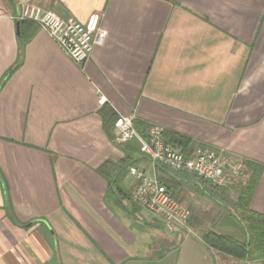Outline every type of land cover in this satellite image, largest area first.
I'll use <instances>...</instances> for the list:
<instances>
[{
	"label": "crops",
	"instance_id": "obj_1",
	"mask_svg": "<svg viewBox=\"0 0 264 264\" xmlns=\"http://www.w3.org/2000/svg\"><path fill=\"white\" fill-rule=\"evenodd\" d=\"M23 4L105 42L83 68L41 29L21 50ZM263 14L264 0H0V264H259L167 232L132 200L130 167L112 193L97 169L134 157L107 135L106 106L261 165L250 210L264 216ZM187 188L192 225L233 232L225 202Z\"/></svg>",
	"mask_w": 264,
	"mask_h": 264
},
{
	"label": "built area",
	"instance_id": "obj_2",
	"mask_svg": "<svg viewBox=\"0 0 264 264\" xmlns=\"http://www.w3.org/2000/svg\"><path fill=\"white\" fill-rule=\"evenodd\" d=\"M18 18L30 21L45 31L78 68H83L89 60L92 48L103 44L106 39L103 29L91 32L79 22L61 18L51 9L23 4ZM113 128L118 145L134 141L139 151L148 157L150 165L146 172L130 169L135 178L132 200L157 216L167 232L193 233L188 226L189 210L159 183L155 174L157 166H165L172 172L193 174L222 188L234 187L245 179L244 161L233 158L223 150L200 147L190 157H186L180 148L165 141L164 129L159 125H152L147 137L143 138L134 127L132 115H119Z\"/></svg>",
	"mask_w": 264,
	"mask_h": 264
},
{
	"label": "trees",
	"instance_id": "obj_3",
	"mask_svg": "<svg viewBox=\"0 0 264 264\" xmlns=\"http://www.w3.org/2000/svg\"><path fill=\"white\" fill-rule=\"evenodd\" d=\"M263 21L264 14L261 18V22ZM17 22L21 38L25 29L30 30L28 38H23L21 41L22 50L24 45L29 42L40 28L30 21L18 19ZM18 65L19 63L17 62L14 68L18 67ZM100 116L107 135L112 139L114 137L111 133L114 129L113 123L118 115L105 106L101 109ZM134 127L143 138L147 137L149 127L135 122ZM164 139L173 146L180 148L186 157H190L195 150L190 140L180 135L164 132ZM121 146L124 149L130 147V152H132L134 157L129 154L125 159H109L97 169L98 173L106 180L109 193L114 191L118 175L126 167L135 168L143 172L149 169L150 161L148 157L139 151V146L136 142L133 141ZM261 171V165L245 162L244 181L231 188L217 187L193 174L172 172L162 165L156 167L155 174L159 183L179 202L184 196V185L192 186L193 189H199L203 192L207 191L209 196L217 197L221 202H225L224 209L230 213L238 224L234 225L233 232L216 228L215 225L213 228L203 224L192 225L189 220L188 226L194 230L205 245L213 250L237 260L257 261L259 264H264V216L250 210V202ZM1 185L5 193L6 189L3 181H1ZM136 206L138 205L136 204Z\"/></svg>",
	"mask_w": 264,
	"mask_h": 264
},
{
	"label": "rangeland",
	"instance_id": "obj_4",
	"mask_svg": "<svg viewBox=\"0 0 264 264\" xmlns=\"http://www.w3.org/2000/svg\"><path fill=\"white\" fill-rule=\"evenodd\" d=\"M184 192V195H186V194H188L190 191H189V189L187 188V190H184L183 191ZM190 194H193V199H198V197L197 196H203V198L206 200V201H208L209 203H213L214 205L216 204V203H221V200L220 199H218L217 197H211V196H209V192H203V191H201V190H199V189H193V188H191V193ZM189 194V195H190ZM200 201V200H199ZM183 204H186L185 202L186 201H184V200H182L181 201ZM217 205V204H216ZM225 212H226V214L229 216V217H227L226 219H227V221L228 222H230V224L232 223L233 225H238L237 224V222H236V220L234 219V218H232L231 217V215H230V213L228 212V211H226L225 210ZM231 224V225H232Z\"/></svg>",
	"mask_w": 264,
	"mask_h": 264
},
{
	"label": "water",
	"instance_id": "obj_5",
	"mask_svg": "<svg viewBox=\"0 0 264 264\" xmlns=\"http://www.w3.org/2000/svg\"><path fill=\"white\" fill-rule=\"evenodd\" d=\"M17 27H18V25H17Z\"/></svg>",
	"mask_w": 264,
	"mask_h": 264
}]
</instances>
